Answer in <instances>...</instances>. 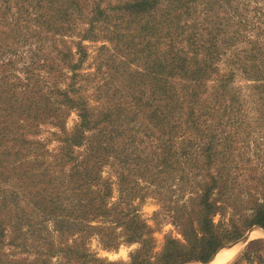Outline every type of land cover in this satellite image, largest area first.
<instances>
[{
    "label": "rangeland",
    "instance_id": "1",
    "mask_svg": "<svg viewBox=\"0 0 264 264\" xmlns=\"http://www.w3.org/2000/svg\"><path fill=\"white\" fill-rule=\"evenodd\" d=\"M79 1V7L71 6L73 3L59 7L62 4L60 0H56L54 4H50V0H0V97L7 98H0V221L5 227L0 234L1 264H69L62 258L63 251L60 247L66 243L73 244L75 239L108 262L130 264L131 254L139 246L137 243H122L115 249H106L100 236L87 234L81 229L75 235L67 236L57 230L59 219L45 214L38 202L39 193L45 191L54 193L57 201L66 199L69 203L72 198L70 190L62 194L59 192L61 189H52L62 184L63 178L76 169L74 166L77 163L93 153L88 140L98 128L86 133L84 144L76 146L70 143L75 128L81 122V107H88L91 118L95 119L102 111L117 104L126 105L128 101L134 100V93L148 91L147 85L151 80L146 67L141 66V63L128 61L125 56V53H131V50L126 49L125 40L132 41L136 29L134 21L126 23L131 20V15L126 14L128 8L125 5L134 0ZM159 1L167 5L166 0ZM96 2H100L99 7L106 13L95 20L93 7ZM239 2L251 6L250 25L260 24L264 27V0ZM206 3L207 0L204 1ZM24 6L30 15L24 13ZM182 10L183 8H179L178 12L181 13ZM41 11H45L47 17L53 18L52 27L59 28L55 33L53 30L46 31L41 21H35ZM204 12L207 13V10L201 14L203 21L213 23L212 16L207 17ZM62 14L64 20L57 23V17ZM180 20L185 26L184 19ZM90 21L94 23L93 30ZM42 30L43 34L37 35ZM36 31V36L27 40L26 33L33 35ZM228 31L231 32L232 29ZM257 34V30L248 29L246 36L233 46L237 45L236 49L243 48L248 51L254 43L262 45L264 37H259L257 42ZM134 38V43L141 45L142 38L138 35ZM180 38L174 43L178 50L186 44L185 37ZM78 44L82 45V55L78 53ZM171 44L172 40H161V56ZM233 50L234 48L228 56H223L220 65L232 55ZM227 67L228 63L220 73H224ZM75 74L77 76L74 78ZM212 81L208 82L203 98H210L211 85L214 83ZM250 84V81H244L239 76L232 84V92L238 94V98L229 118L220 125L223 137L229 135L230 138H227L232 145L228 146L229 143L226 144L223 140L219 143L220 152L235 154L239 167H242L247 178L245 186H254L256 177L260 176L257 159L262 154L264 167V105L261 104L264 103V96L259 90L251 88ZM31 91L36 92V99L42 97L47 105V109L43 110L45 118L42 120L25 117L18 109L24 104L26 96L33 98L30 96ZM65 91H69L70 99L75 100L73 104H67L66 97L63 96ZM4 101L8 103L4 104ZM40 105L42 106V102ZM56 115L61 118H56ZM142 119L136 118L137 123L142 124ZM105 124L100 123L99 127ZM6 126L10 131L4 135ZM136 138L138 140L135 142L127 138L124 142L130 144L125 149L115 147L114 152L102 163H91L90 166H94L101 175L98 184L92 185L91 189L99 187L102 192L108 191L111 196L107 204L114 208V213H119L118 209L126 208L127 205L138 209L142 218L154 229L156 250H159L166 235L178 238L181 235L172 218L166 213V208H162L157 188L169 191L168 193L176 192L177 203L169 200L165 204H171L175 208L191 204L188 201L192 194L186 191L184 195H179V182H168L167 176L159 184L153 181L154 173L158 171L156 152L164 142L154 133H137ZM132 144L135 149L128 152L130 155L127 159L120 161L114 156V153L125 151ZM131 167L134 174H130L129 181L132 182H129L122 175L127 174ZM249 173L251 176L248 178ZM85 191L90 193L88 189ZM229 199L234 202V199ZM232 213L231 209L225 215H216L215 222L232 220ZM93 215L96 217L93 220L94 225H100L106 217L101 211ZM237 217L239 216H234L235 219ZM261 228L263 227L250 228L246 234L253 233L248 241L239 243L245 234L224 247L230 248L239 243L236 248L240 251L228 264H264V228ZM51 243L55 245L56 251L52 256L48 252Z\"/></svg>",
    "mask_w": 264,
    "mask_h": 264
},
{
    "label": "trees",
    "instance_id": "2",
    "mask_svg": "<svg viewBox=\"0 0 264 264\" xmlns=\"http://www.w3.org/2000/svg\"><path fill=\"white\" fill-rule=\"evenodd\" d=\"M55 1L50 0V4ZM60 1L62 4L59 7H65L68 3L80 6L79 0ZM204 1L206 0H166L167 5H164L159 0H134L125 5L128 8L126 14L131 15V20L126 23L134 21L135 35L142 38L141 45L134 43L135 35L132 41L125 40L126 49L131 50L130 54L135 57L128 53L125 56L128 61L141 63V66L146 67L151 76L150 84L147 85L149 89L134 93V100L102 111L95 119L91 118L88 107H81V122L75 128L70 143L76 146L84 144L86 133L98 128L88 140L93 152L91 159H88L89 156L77 163L74 166L76 169L63 178L62 184L52 189H61L60 193L70 190L71 201L67 203L63 196L65 201L62 199V203L55 199L54 193L45 191L38 195L43 212L59 219L57 230L67 236L75 235L81 229L87 234L100 236L106 249H115L122 243H137L139 246L131 254L130 264L207 263L220 249L237 241L250 228H264L263 154L257 159V169L260 168L261 173H258L260 176L256 177L255 185L245 186L247 178L242 167H239L235 154L219 151L222 140L229 143L228 146L232 145L229 135L223 137L220 125L229 118L236 104L238 94L232 92V84L237 77L250 81L251 88L259 90L264 96V43H254L248 51L236 49L237 45L233 46L246 36L248 29L257 30L259 42V37H264V27L260 24L250 25V4L240 3L239 0L236 3L235 0H207L206 4ZM99 3L96 2L93 7L95 20L106 13L99 7ZM179 8H183L181 13L178 12ZM205 10L207 13L204 12V15L212 16L213 23L203 21L201 14ZM24 13H27L25 6ZM27 14L30 15L29 12ZM37 15L35 21H41L46 31L53 30L55 33L59 29L52 27L53 18L47 17L45 11ZM62 19L64 20V14L57 17V23ZM180 19H184L185 26L180 23ZM90 24L93 30V21ZM36 33L37 31L33 35L26 33L25 37L28 40L29 37L36 36ZM42 34L43 30L37 35ZM180 37H185L186 44L178 50L174 43ZM163 38L172 40V44L161 56L159 44ZM233 48L232 55L220 65L223 56H228ZM78 53L82 55L81 44H78ZM227 63V70L220 73ZM76 76L77 74L74 78ZM210 80L214 82L211 85V96L203 98ZM35 93L31 91L30 96L33 98L26 96L24 104H21L22 108L18 109L25 117L42 120L45 118L43 110L47 109V105L42 97H38L40 100L36 99ZM63 96L68 105L75 102L70 99L69 91L63 92ZM7 103L4 101V104ZM261 104L264 105L262 102ZM138 117L143 118L142 124L137 123ZM103 122L106 123L105 126L99 127ZM3 131L6 135L10 128L6 126ZM137 133H154L164 142L156 152L158 171H155L153 181L159 184L167 176L168 182H179V195H184L186 191L192 194L188 201L191 204L175 208L171 204H165L169 200L177 203L176 192L168 193L169 191L157 188V194L162 196L158 195L162 208H166V213L181 235V238L166 235L159 250H156L154 229L142 218L138 209L127 205L126 208L118 209L119 213H114V208L107 204L111 196L108 191L102 192L99 187L91 189L101 179L99 171L90 166L91 163H102L114 152L115 147L125 149L130 143L124 141L127 138L137 141ZM133 149L134 144L125 151L114 153V156L123 161ZM2 164L5 165V162L2 161ZM162 173L165 175L162 176ZM130 174H134L132 167L122 176H126L129 181ZM249 176L250 173L248 178ZM51 181L52 179L49 182ZM85 189L90 190V193ZM229 198L234 199V202ZM231 209L232 220L215 222L216 215H225ZM98 211L104 212L106 217L100 225H94L96 217L93 214ZM235 215L239 217L235 219ZM4 229L3 222L0 221V234ZM60 249L63 251L62 258L69 264H116L90 252L78 239L73 244L66 243ZM54 250L55 245L51 243L48 251L50 256L56 252Z\"/></svg>",
    "mask_w": 264,
    "mask_h": 264
},
{
    "label": "bare ground",
    "instance_id": "3",
    "mask_svg": "<svg viewBox=\"0 0 264 264\" xmlns=\"http://www.w3.org/2000/svg\"><path fill=\"white\" fill-rule=\"evenodd\" d=\"M262 230H261V232H262ZM252 233H253V231H252ZM251 234H250V237H252ZM258 234H259V232H258ZM242 242H245V241H242ZM242 242H239V243H242ZM239 243L235 244L234 246L238 245ZM234 246H232V247H234ZM232 247H230V248H232ZM230 248H222L221 250H219L214 255V257L212 258V260L210 261L209 264H228V263H230L234 259V257L236 256L237 252L239 251L237 248L236 249H233V248L230 249ZM224 249H228V250H224Z\"/></svg>",
    "mask_w": 264,
    "mask_h": 264
},
{
    "label": "water",
    "instance_id": "4",
    "mask_svg": "<svg viewBox=\"0 0 264 264\" xmlns=\"http://www.w3.org/2000/svg\"><path fill=\"white\" fill-rule=\"evenodd\" d=\"M262 229H263V228H262ZM249 238H250V232H249L248 234H246V235L241 239V242H242V241H245V242H246V241L249 240ZM239 242H240V241H239ZM220 250H221V249H220ZM213 257H214V256H213ZM213 257H212V258H213ZM212 258H211V260H212ZM211 260H210V261H211ZM210 261H208L206 264H209Z\"/></svg>",
    "mask_w": 264,
    "mask_h": 264
},
{
    "label": "crops",
    "instance_id": "5",
    "mask_svg": "<svg viewBox=\"0 0 264 264\" xmlns=\"http://www.w3.org/2000/svg\"><path fill=\"white\" fill-rule=\"evenodd\" d=\"M232 248H236V246H234V247H232ZM241 248H242V247H241ZM241 248H240V249H241ZM239 251H240V250H239ZM239 251H238V252H239ZM237 254H238V253H237ZM237 254H236V255H237ZM235 257H236V256H235ZM235 257H234V258H235Z\"/></svg>",
    "mask_w": 264,
    "mask_h": 264
}]
</instances>
